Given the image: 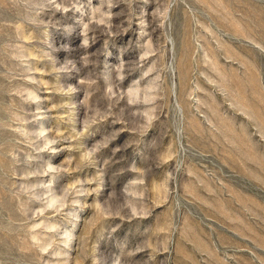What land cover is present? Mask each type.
<instances>
[{
	"label": "rangeland",
	"instance_id": "rangeland-1",
	"mask_svg": "<svg viewBox=\"0 0 264 264\" xmlns=\"http://www.w3.org/2000/svg\"><path fill=\"white\" fill-rule=\"evenodd\" d=\"M0 264H264V0H0Z\"/></svg>",
	"mask_w": 264,
	"mask_h": 264
}]
</instances>
